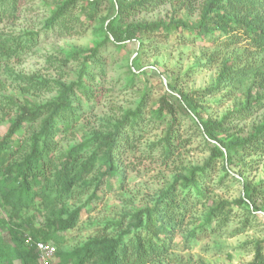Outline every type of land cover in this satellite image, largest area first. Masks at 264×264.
Wrapping results in <instances>:
<instances>
[{"label": "rangeland", "instance_id": "rangeland-1", "mask_svg": "<svg viewBox=\"0 0 264 264\" xmlns=\"http://www.w3.org/2000/svg\"><path fill=\"white\" fill-rule=\"evenodd\" d=\"M65 1L17 0L10 13L0 21V39L8 37L11 45L21 38L37 40L20 57L3 61L0 73V140L6 137L11 121L26 101L35 106L47 105L58 97L61 85L76 81L83 64L90 62L87 59L90 49L99 43H103V47L102 66L94 68L99 86L97 98L91 102L92 108L86 110L74 132L64 137L62 145L67 149L89 139L94 132L115 129V125L128 114L137 109L141 111L135 146L124 150L120 161L125 171L124 184L120 186L119 179L114 177L111 189L104 185L97 190L98 200L87 204L90 192L81 201L67 203L69 211L85 203L78 224L60 233L65 238L61 248L55 243L59 250L69 251L100 233L106 231L108 235L112 227L114 235L127 230L131 217L137 211L152 207L162 193L177 184L179 176L205 163L210 156L209 145L199 134L192 119L193 113L186 108L180 94L194 99L192 107L195 112L206 111L214 121H220L231 111L264 95L259 85L264 83L261 64L264 51L248 44L227 48L202 39L195 43L181 38V32L176 36L162 28L160 31L139 32L136 39L117 45L105 40L103 31V25L111 14L109 0H101L99 14L94 20L74 21L71 30L55 28L49 31L46 28L48 20ZM206 1L165 0L155 10L138 12L123 22L136 25L182 19L194 24ZM226 63L236 65L229 69L231 71L251 65L263 72L258 77L244 74L240 79L223 80L217 88L219 75ZM29 83L36 84L39 89L27 91ZM43 85L53 90L44 87L40 90ZM162 100L175 106L179 121L178 149L169 157L162 155L161 141L171 117L166 112L158 115ZM263 122L264 107L249 119H234L227 125H236L230 132L240 129V135L246 137ZM255 158L236 155L235 165L228 173L223 168L224 161L218 162V168L207 178L209 191L203 202L188 213L168 252L155 264L255 263V244L264 240V211L250 214L248 208L251 206L241 204L242 181H246L252 190L257 188L260 193L253 199L256 200L255 206L259 209L264 207V156H260L259 161L253 160ZM219 202L226 203V211H229L227 220L218 224L214 219L209 227L205 224V217ZM8 208L0 194L1 240L7 239V226L11 224ZM25 215L33 220L35 227H48L49 211L39 202ZM115 226H118L117 232ZM26 233L30 234V229ZM130 236L128 234L126 239ZM58 261V257L53 259V263Z\"/></svg>", "mask_w": 264, "mask_h": 264}, {"label": "trees", "instance_id": "trees-1", "mask_svg": "<svg viewBox=\"0 0 264 264\" xmlns=\"http://www.w3.org/2000/svg\"><path fill=\"white\" fill-rule=\"evenodd\" d=\"M16 1L0 0V21L10 13ZM109 1L111 14L103 25V31L105 40L117 45L136 39L139 32L160 31L162 28L175 35L181 32V38L195 43L202 39L227 48L248 44L251 48L264 51V0H207L194 24L178 19L168 23L136 25H125L123 20L138 12L155 10L165 0ZM101 4V0H67L53 13L46 28L49 31L55 28L71 30L74 21L84 23L94 20ZM36 41L34 38L27 41L21 38L11 45L8 37H2L0 73L3 61L20 57ZM102 47L103 43H99L90 49L87 57L90 62L83 64L76 81L67 86L61 85L60 93L53 102L35 106L26 101L20 106L6 137L0 140V194L9 207L11 222L7 226V239H0V264H42L35 244L28 242L29 236L35 243L42 241L54 246L57 243L61 248L65 238L60 233L78 224L81 210L85 207L84 203L69 211L67 203L81 201L90 192L87 204L98 200L97 190L104 185L108 190L111 189L114 177L119 179L120 186L124 184L125 171L120 161L123 151L135 146L140 109L119 121L115 129L113 127L104 133L94 132L89 139L67 149L62 145L64 137L74 132L83 114L92 108L91 102L97 98L99 86L94 68L102 66ZM261 64L264 67V58ZM233 66L236 65H224L217 88L223 80L240 79L244 74L258 77L263 72L251 65L229 70ZM259 85L264 90V83L260 82ZM36 86L29 83L26 90H38ZM43 87L49 88L43 85L40 90ZM180 95L186 108L193 113L191 117L199 134L209 145V158L202 166L193 167L188 173L179 176L177 184L162 193L152 207L137 211L131 217L127 230L114 235L112 227L108 235L106 231L100 233L69 251L59 250L56 246L59 261L52 264H155L168 252L176 232L184 226L188 213L203 202L209 191L207 178L210 172L218 168L221 159L228 173L235 165L234 158L238 154L256 156L253 159L255 161L264 156V122L246 137L240 135V129L230 132L236 125H227L234 119L251 118L264 107V95L231 111L220 121H214L206 111L195 112L192 107L194 99L189 95ZM161 105L158 115L166 112L171 117L161 141L162 155L169 157L178 149L179 121L172 103L162 100ZM242 184L241 204L251 206L248 208L250 214L264 211V207L259 209L255 206L256 200H253L260 194L257 188L252 190L246 181H242ZM37 202L49 211L50 223L47 228L35 227L33 220L25 215L32 207H36ZM226 209L225 202L217 203L207 213L205 224L211 227L214 219H217L218 224L226 221L229 213ZM27 229H30V234L26 233ZM115 230L117 232L118 226H115ZM110 233L112 236H109ZM128 234L131 236L126 239ZM255 254L254 264H264V240L256 242Z\"/></svg>", "mask_w": 264, "mask_h": 264}, {"label": "built area", "instance_id": "built-area-1", "mask_svg": "<svg viewBox=\"0 0 264 264\" xmlns=\"http://www.w3.org/2000/svg\"><path fill=\"white\" fill-rule=\"evenodd\" d=\"M28 242L31 245L35 244L39 252L40 262L42 264H52L53 263V259L56 257V251H57L56 246H54L51 243H46L42 241L35 243V241L33 240L31 236L28 237Z\"/></svg>", "mask_w": 264, "mask_h": 264}]
</instances>
